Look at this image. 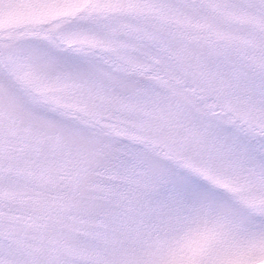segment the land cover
Masks as SVG:
<instances>
[{
  "label": "snow or ice",
  "instance_id": "6c2138e0",
  "mask_svg": "<svg viewBox=\"0 0 264 264\" xmlns=\"http://www.w3.org/2000/svg\"><path fill=\"white\" fill-rule=\"evenodd\" d=\"M0 264H264V0H0Z\"/></svg>",
  "mask_w": 264,
  "mask_h": 264
}]
</instances>
